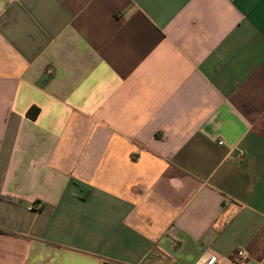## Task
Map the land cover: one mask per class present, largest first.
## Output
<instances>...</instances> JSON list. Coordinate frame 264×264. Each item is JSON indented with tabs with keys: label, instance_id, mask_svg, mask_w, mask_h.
Listing matches in <instances>:
<instances>
[{
	"label": "crops",
	"instance_id": "0c3cea01",
	"mask_svg": "<svg viewBox=\"0 0 264 264\" xmlns=\"http://www.w3.org/2000/svg\"><path fill=\"white\" fill-rule=\"evenodd\" d=\"M209 255L264 264V0H0V264Z\"/></svg>",
	"mask_w": 264,
	"mask_h": 264
},
{
	"label": "built area",
	"instance_id": "2783aa9c",
	"mask_svg": "<svg viewBox=\"0 0 264 264\" xmlns=\"http://www.w3.org/2000/svg\"><path fill=\"white\" fill-rule=\"evenodd\" d=\"M42 205L40 203H34L30 208L31 209H36V210H39L41 209ZM245 259V255L243 253V251H238L236 253V257H235V261L234 263H237V262H240L242 260ZM220 262V259L217 258L216 256H213V255H209L208 257H206L201 264H219Z\"/></svg>",
	"mask_w": 264,
	"mask_h": 264
}]
</instances>
